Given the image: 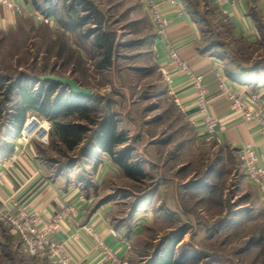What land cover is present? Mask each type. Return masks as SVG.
Instances as JSON below:
<instances>
[{"label": "rangeland", "instance_id": "obj_1", "mask_svg": "<svg viewBox=\"0 0 264 264\" xmlns=\"http://www.w3.org/2000/svg\"><path fill=\"white\" fill-rule=\"evenodd\" d=\"M86 1L38 0L39 14L54 12L48 20L23 14L0 32V82L8 86L25 78L10 95L7 87L0 89V153L21 141L16 116L23 105L31 109L25 122L33 119L49 129L47 139L31 140L53 175L65 172L94 189L96 169L104 161L115 165L97 144L102 123L113 115L128 137L131 162H140L148 174L135 181L119 168L99 193L116 205V223L135 231L129 264H154L162 256L170 257L169 264H264V194L245 175L239 149L199 138L176 104L155 62V30L141 0ZM187 1L200 23L203 48L224 58L228 71L264 72V26L258 42L238 39L213 0ZM102 29L116 33L108 69L97 66L102 56L94 34ZM48 73L71 76L92 90L81 102L93 107L98 124L80 121L89 131L74 152L59 141L40 106L22 100L25 90L44 99L49 85L36 78ZM71 91L59 86L53 105L75 101ZM125 146L117 153L123 155ZM1 228L8 240L7 227ZM14 243L23 244L18 237ZM23 248L12 264H30Z\"/></svg>", "mask_w": 264, "mask_h": 264}, {"label": "crops", "instance_id": "obj_2", "mask_svg": "<svg viewBox=\"0 0 264 264\" xmlns=\"http://www.w3.org/2000/svg\"><path fill=\"white\" fill-rule=\"evenodd\" d=\"M13 1L24 7L25 15L39 12L38 0ZM156 1L159 9L170 20V25L167 39L158 37L154 32L152 52L166 81L168 91L183 110L189 124L194 127L197 136L203 139L204 126L201 114L195 106L196 94L188 83L185 72L173 63L169 55L170 44L177 50L183 62L205 76L210 95L209 109L220 121V129L215 141L236 150L252 144L259 155L258 165L264 167L263 127L257 123L244 121L232 110L230 101L219 89V82L225 79L238 93L258 92L264 100V72L242 69L228 71L224 58L216 55L211 49L203 48L201 26L187 0H179L178 6L172 5L169 0ZM179 7L183 8V14L178 13ZM216 7L228 21L231 34L235 38L251 43L261 39V30L264 26V0H237L224 7L218 5ZM9 9L0 6V32L14 27L15 23H19L20 16H23ZM144 10L148 14L145 6ZM12 148L10 154L0 153V160L21 154L20 164L12 168V175L7 176L5 184L0 187V202L5 207L15 211L18 205H23L30 214H37L43 220L39 226L63 211L64 218L59 221L54 237L67 244L78 264H111L102 258L90 241L91 238L87 235L80 237L75 235L77 229L86 224L93 225L95 231L117 256L129 264L135 231L116 223V205L110 198H104L99 194L103 189L108 188L107 181L111 175L120 172L119 166L104 161L96 169L93 176L96 182L92 189L82 181L72 179L65 172L53 175L47 161L40 155L37 142L17 141ZM65 206H71L73 210L66 212ZM6 227L4 225V228ZM6 230L13 241L10 238L6 240L0 230V264H12L15 259L19 262L18 255L22 253V247L27 253V258L31 260L30 264H50L45 258L31 256L23 244L19 246L14 243L18 236L13 235L9 229Z\"/></svg>", "mask_w": 264, "mask_h": 264}, {"label": "built area", "instance_id": "obj_3", "mask_svg": "<svg viewBox=\"0 0 264 264\" xmlns=\"http://www.w3.org/2000/svg\"><path fill=\"white\" fill-rule=\"evenodd\" d=\"M219 7H224L237 0H213ZM146 7L158 37L167 39L170 20L159 9L156 0H141ZM174 5H179V0H169ZM0 6L13 8L17 13L26 14V10L21 5H17L13 0H0ZM178 13L183 14L182 7L178 8ZM29 15V14H28ZM37 17V20L47 19L52 15L30 14ZM48 20V19H47ZM169 55L173 63L181 68L186 76L188 83L195 92V106L201 114V120L204 126L203 139L205 141H214L217 137L219 128V119L214 116L209 109L208 86L205 82L203 73L196 72L180 58L177 50L169 45ZM220 91L226 95L230 101L231 108L238 113L241 118L250 123H257L264 129V100L258 92L240 94L231 87L225 79L219 82ZM172 93V92H171ZM37 127L33 128L34 125ZM48 128L41 122L30 119L20 129L19 138L23 143L31 141L32 136L47 139ZM239 156L242 162L245 175L254 182L264 194V167L258 165L259 155L252 144H247L239 149ZM21 154L17 157H5L0 160V187L5 184L7 176L12 175V168L20 164ZM73 207L65 206L66 212H71ZM64 218V212L57 213L52 220L39 226L43 220L37 214H30L23 205H18L17 210L11 211L0 202V230L3 223L9 231L18 236L29 254L33 257L45 258L50 264H78L71 250L65 242L58 241L54 237L59 221ZM77 237L87 235L93 246L100 252L102 258L111 264H127V261L118 257L115 251L106 244L104 239L95 231L93 225H83L75 232Z\"/></svg>", "mask_w": 264, "mask_h": 264}, {"label": "trees", "instance_id": "obj_4", "mask_svg": "<svg viewBox=\"0 0 264 264\" xmlns=\"http://www.w3.org/2000/svg\"><path fill=\"white\" fill-rule=\"evenodd\" d=\"M86 3V0H80V5L83 4L86 6ZM67 8L69 10L68 13H70L69 15L75 12L72 11L74 8H72L70 5L67 6ZM43 12V14L48 16L54 14V12L50 10V8L49 10H43ZM72 16L73 15H71L70 17L73 18ZM86 18L88 19V17ZM115 43H117L115 32H107L102 29L94 34V44L97 49L101 51L102 56V59L97 64L98 68L108 69L113 65ZM23 80H25L24 77L20 79V82L10 81L8 86H5L0 82V89L2 90L7 87V94L10 95L15 87H20ZM43 82H46L49 85V90L44 96V99L41 100L40 97L35 96V93H33L32 91L30 92L29 90H25L24 94L22 95V100L30 102L34 106H40L41 114L46 115L51 119V121H53L52 128L54 133L58 136L59 141L66 145V148L70 152H74L84 144L86 133L89 131V129L80 121H85L91 125L98 124L96 123L95 118L92 116L94 110L93 107L87 103L81 102L83 99L90 96L73 93L74 95H76L75 101L66 100L63 101L62 104L54 106L52 97L57 92L58 87L63 85L52 81V79ZM63 88L65 89L66 87L63 86ZM29 110L31 109L23 107V105L17 108V134H19L20 129L25 122V114L29 112ZM77 112H79V115L70 121L66 122L56 119L60 114L73 116ZM97 140L98 147L103 152L112 157L114 164L119 166L123 170L124 174H126V177L135 181H142L146 178L148 174L144 170L141 163L131 162L130 149L128 148V146H125L129 142L128 137L127 135H125V133L118 131V123L113 115H111L109 118H106V120L102 123L100 134ZM120 146H125L123 148L124 150H122V152L124 153L123 155L118 154L116 151V149ZM12 147L10 151H8V149L4 150L2 154L6 151L9 152L8 154H10L13 149ZM163 257L164 256H162L160 261H156L154 264H169L170 257Z\"/></svg>", "mask_w": 264, "mask_h": 264}, {"label": "water", "instance_id": "obj_5", "mask_svg": "<svg viewBox=\"0 0 264 264\" xmlns=\"http://www.w3.org/2000/svg\"><path fill=\"white\" fill-rule=\"evenodd\" d=\"M38 80H51L55 81L61 85H63L64 87H68L70 88V90H72L71 92L74 94H81L84 96H91L92 95V90L89 88H86L82 85H80L79 83H77V81L71 77V76H61L55 73H48V74H42L37 76Z\"/></svg>", "mask_w": 264, "mask_h": 264}]
</instances>
